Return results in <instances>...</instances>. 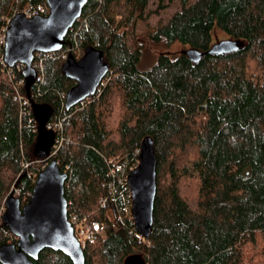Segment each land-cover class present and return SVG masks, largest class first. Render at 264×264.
<instances>
[{"label": "trees", "instance_id": "obj_1", "mask_svg": "<svg viewBox=\"0 0 264 264\" xmlns=\"http://www.w3.org/2000/svg\"><path fill=\"white\" fill-rule=\"evenodd\" d=\"M149 1L87 0L61 50L40 55V78L29 89L22 65L3 62L0 41V245L16 241L1 220L6 197L24 204L54 159L67 174V214L103 224L83 248L85 264H123L131 254L147 264H264V0H180L166 20L137 32L136 22L158 11ZM39 5L48 10L45 0H0V36L13 14ZM215 29L239 47L197 62L155 49L177 41L205 51ZM76 45L81 54L87 46L102 51L108 70L94 95L65 109L75 81L61 70L63 53ZM33 105L50 110L45 125L61 122L52 129L61 142L47 156L36 148ZM145 136L157 157L148 238L128 214L119 217L125 183L116 184L115 201L109 184L136 165ZM34 262L72 264L49 247Z\"/></svg>", "mask_w": 264, "mask_h": 264}, {"label": "water", "instance_id": "obj_2", "mask_svg": "<svg viewBox=\"0 0 264 264\" xmlns=\"http://www.w3.org/2000/svg\"><path fill=\"white\" fill-rule=\"evenodd\" d=\"M46 14L26 16L19 11L7 22L3 42V62L12 67L16 63L21 69L27 89L36 79L37 70L33 65L35 52L59 51L64 38L80 16L87 0H45ZM239 47L232 38L216 39L205 51L187 47L182 53L193 62L203 54H221ZM62 72L75 81L65 92L64 107L69 109L86 97L94 95L108 66L103 53L92 46L84 48L82 55L75 58L68 54L62 65ZM39 119L36 148L40 155L50 154L54 142V131L45 125L50 110L33 105ZM137 164L126 175L130 190L131 209L135 231L148 238L153 223V208L156 194L157 157L150 136H145L139 145ZM66 172L60 171L57 162L50 160L36 175L29 199L21 204L20 199L10 193L4 201L1 220L16 236L15 242L0 245L2 264H36L39 252L45 247L60 250L72 264H85L83 249L73 233L67 216V201L64 196ZM123 264H147L141 254L128 255Z\"/></svg>", "mask_w": 264, "mask_h": 264}, {"label": "built area", "instance_id": "obj_3", "mask_svg": "<svg viewBox=\"0 0 264 264\" xmlns=\"http://www.w3.org/2000/svg\"><path fill=\"white\" fill-rule=\"evenodd\" d=\"M23 12H24V14L26 16L30 17V16H33L35 14H46L47 10L45 9L44 6H40L39 5L35 9L25 10ZM6 27L4 29L3 34L0 36V41L1 42H4V34H5ZM73 48L75 49L76 47H73ZM43 53H45V52H39V51L35 52L33 65H34V67L37 70V75H36V79H35V81L33 83H35L36 80H38L40 78V75L38 73V69L37 68H40V63H41L40 55L43 54ZM47 53H50V52H47ZM81 55H79L78 52L76 53V57L77 58H79ZM19 64H21V63H16V65H19ZM22 67H23V65H22ZM101 83H102V81H101ZM101 83H100V85H101ZM99 86H98L97 90H99ZM46 127L48 129H51V130L55 129V128L58 129V128L61 127V122L59 120H55V121L50 122L49 124H46ZM60 142H61V138H56V136H54V142H53V144L51 146V149H50V153L51 154L54 153L57 150ZM137 153H138V151H137ZM137 162H138V160H137ZM137 162H136V164H137ZM25 165H27V163ZM121 165H116L114 168L112 167V169H111L112 173H115V170L119 169V167ZM127 173H128V171L124 175L119 176V178H118V182L119 183H116V182L114 183L113 181L109 183L111 191H112L110 199L113 200V201H115L117 199V196L115 195L116 184L117 185L118 184L122 185V183H125L126 186L124 187V185H123V187L118 192V196L121 198V201H122V210L119 212V217H120V213H123L124 215L128 214L129 217L132 219V216H131V213H130V209H131L130 190H129V187H128L127 182H126ZM98 201L103 206L106 203V201H107V196L100 195L99 198H98ZM67 216H68L69 222L72 225L74 236L76 237V240L78 241V243H79V245H80V247L82 249L87 244H89V243L94 241L95 234L98 231H100V229L103 227V224L101 225L98 221H95V220L88 221L87 219H85L86 217L78 218L77 215L73 214V213H69V214H67ZM132 223H133V219H132ZM133 227H134V225H133ZM138 236L142 237L140 234H138Z\"/></svg>", "mask_w": 264, "mask_h": 264}, {"label": "rangeland", "instance_id": "obj_4", "mask_svg": "<svg viewBox=\"0 0 264 264\" xmlns=\"http://www.w3.org/2000/svg\"><path fill=\"white\" fill-rule=\"evenodd\" d=\"M192 1V0H190ZM161 3L163 4L162 7H158V0H150L148 4L149 9H154L156 8L158 11L155 13L150 14L146 19L144 20H138L136 22L135 29L137 32H142L146 31L149 28L155 26L159 21H164L166 20L169 15L175 11L177 8L180 7V0H161ZM23 12V11H22ZM227 38V35L225 32H223L221 29H215L213 31V41L216 39H224ZM77 47V45L75 46ZM183 48H185V45L180 44L179 42H174L170 46L165 47V46H157L155 47L156 50H165L169 53H172L173 51H181ZM61 50V49H60ZM72 52L75 56L76 53L78 52L79 55H81V52L78 50V48H67L66 52L63 53L64 58L67 55L68 52ZM156 53H153L149 56L148 58H143V60L140 62V65L142 67L149 66L155 59ZM23 79V77H22ZM24 81V80H23ZM58 120V119H57ZM11 193V192H10Z\"/></svg>", "mask_w": 264, "mask_h": 264}, {"label": "bare ground", "instance_id": "obj_5", "mask_svg": "<svg viewBox=\"0 0 264 264\" xmlns=\"http://www.w3.org/2000/svg\"><path fill=\"white\" fill-rule=\"evenodd\" d=\"M69 53L72 54L71 52H68L67 55H68ZM72 55H73V54H72ZM73 56H74V55H73ZM23 80H24V78H23ZM63 97H64V100H65V94H64ZM63 102H64V101H63Z\"/></svg>", "mask_w": 264, "mask_h": 264}]
</instances>
